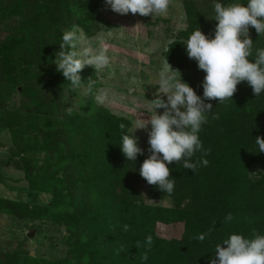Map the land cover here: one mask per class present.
<instances>
[{"label":"trees","instance_id":"1","mask_svg":"<svg viewBox=\"0 0 264 264\" xmlns=\"http://www.w3.org/2000/svg\"><path fill=\"white\" fill-rule=\"evenodd\" d=\"M22 2L18 0L7 12L23 13ZM34 48V42L25 36L9 38L3 43L0 81H6L10 90L18 87L23 77L25 80L36 76L14 74L16 71L10 67H22L21 60L15 56L17 49L33 51ZM192 86L202 96V85ZM237 88L240 93L233 95L237 96L233 104L236 111L231 114L226 103L214 100L213 113L200 132L208 166L198 164L194 172L177 162L169 165L176 181L175 191L164 193L163 197L173 199L172 207L155 206L134 198L136 182L130 180V173L139 170L150 154H138L136 164L127 160L119 145L116 120L91 115L59 124V120L45 114V126L39 127L36 136L22 139L19 135L26 133L19 128V112L5 110L0 127L11 132L12 155H23L30 188L53 194L50 205L37 209L43 213L41 217L47 215L53 222L64 224L68 237L67 256L62 259L9 252L0 253V264H210L215 258V246L230 234L264 233V175L257 181L247 176L253 163L264 160V153L255 152L254 143L256 136H264V107L257 108L256 94L239 84ZM3 95V104L11 100L10 95ZM35 105L34 118L42 117L40 112L44 111L37 107L42 104L35 102ZM40 132L44 134L41 141ZM63 137L74 141L73 152L61 146ZM37 152H44L49 161L39 166ZM202 155L198 152L193 159L199 160ZM0 205L9 213L23 214L11 200L0 199ZM229 213L233 219L226 221ZM158 219L183 221L184 237L177 240L159 237ZM124 225L129 226L127 231ZM201 233H207L202 242L195 239ZM149 235L153 237L150 248L144 246Z\"/></svg>","mask_w":264,"mask_h":264},{"label":"rangeland","instance_id":"2","mask_svg":"<svg viewBox=\"0 0 264 264\" xmlns=\"http://www.w3.org/2000/svg\"><path fill=\"white\" fill-rule=\"evenodd\" d=\"M17 1L0 0V49L7 39L13 37L25 36L33 41V51H15L22 67H10L12 71H16L14 74L36 76L25 80L23 77L20 85L11 90L6 81H0V117L5 115V110H17L20 114L19 128L26 133L25 136L23 133L19 135L22 139L36 136L39 127L45 126L43 115L46 114L53 120H59V124L91 115L114 119L119 125L116 134L121 140V124L134 132L140 115L142 119H150L151 114L147 111L151 109L152 99L156 98L158 73L167 60L173 69L181 72L184 80L192 85H202L206 73L198 68L194 59L188 57L186 45L181 41H186L199 27L205 34L214 36L218 23L211 17L214 15V0H170L168 12L154 17L119 14L105 5V0H23V13L9 14L7 10ZM74 25L93 46L98 47V41L102 38L112 57L109 68L100 72H95L92 66H85L80 73L82 84L76 89L56 71V65L52 63L59 51L63 32ZM249 34L255 47H264V35L258 37L252 27ZM239 85L253 93L247 82ZM103 91L109 94L108 102L99 105L94 96ZM238 93L237 88L234 95ZM3 94L11 96V100L5 104L2 101ZM236 98L237 96H233L224 102L229 106L231 114L236 111L233 107ZM35 102L41 103L42 106L37 107L44 111L43 114L40 112L42 117L39 116L38 119L34 118ZM210 102L212 105L215 103L214 100ZM257 105L258 109L264 107V94L257 97ZM157 111L162 114L164 109ZM252 112L256 113V109H252ZM150 127L149 125L148 129H137L134 132L139 146L147 154H150ZM2 128L0 127V199L11 200L13 206L23 214L9 213L0 205V253L23 252L39 258L62 259L67 256L66 226L53 222L47 215L41 217L43 213L37 209L50 205L53 194L30 188L23 155H12L14 141L11 132ZM54 129L56 132L60 127ZM124 131L127 132V129ZM38 135L40 141L44 139L43 132ZM63 138L65 141L61 139V146H67L73 152L74 141ZM35 157L39 160V166L49 161L44 152L35 153ZM262 175L264 160L261 159L248 168L247 176L250 180L257 181ZM132 179L136 182V200L141 198L148 204L161 207L174 205L173 199L163 197L164 193L155 185H149L139 170L130 173V180ZM185 226L183 221L166 222L158 219L156 234L166 239H182Z\"/></svg>","mask_w":264,"mask_h":264},{"label":"clouds","instance_id":"3","mask_svg":"<svg viewBox=\"0 0 264 264\" xmlns=\"http://www.w3.org/2000/svg\"><path fill=\"white\" fill-rule=\"evenodd\" d=\"M105 3L122 15L132 13L152 17L166 14L170 6V0H105ZM213 10L211 17L218 21L214 36L205 34L199 27L186 41H181L186 45L188 57L206 73L202 96L167 60L158 73L156 98L152 99L151 109L147 111L151 114L150 119H142L140 115L136 121L135 130L151 126L148 132L150 155L141 164L139 173L162 193L175 191L176 181L169 167L173 162L194 172L198 164L208 166L207 150L200 132L208 123L209 114L213 113L210 101L218 100L222 104L232 99L242 82H247L257 97L264 94V47H255L249 34L252 27L258 37L264 35V0H214ZM59 45L52 63L73 89L82 84L80 73L85 66L100 72L109 68L112 62L103 39L98 41V47L93 46L75 25L63 32ZM108 97V92L103 91L96 94L94 100L105 105ZM158 109H164L162 114ZM120 127L123 131L119 144L121 151L127 160L136 164L138 154H143L144 149L138 144L135 130L129 131L123 124ZM254 143L257 146L255 152L264 153V136H256ZM198 152L203 155L194 160ZM225 219L231 221L233 216L229 213ZM128 229L129 226L124 225V230ZM206 235L197 234L195 239L202 242ZM152 245L153 237L149 235L144 246L150 248ZM137 247H140L139 242ZM214 257L210 264H264V233L253 231L251 236H245L234 232L215 246ZM143 259L147 260V256Z\"/></svg>","mask_w":264,"mask_h":264}]
</instances>
